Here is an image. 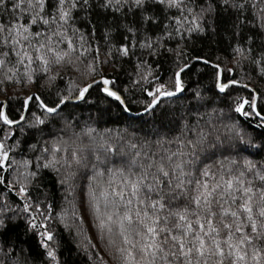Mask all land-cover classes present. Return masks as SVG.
I'll return each instance as SVG.
<instances>
[{"label": "snow or ice", "instance_id": "1", "mask_svg": "<svg viewBox=\"0 0 264 264\" xmlns=\"http://www.w3.org/2000/svg\"><path fill=\"white\" fill-rule=\"evenodd\" d=\"M58 227L88 264H264V0H0V264H66Z\"/></svg>", "mask_w": 264, "mask_h": 264}, {"label": "trees", "instance_id": "2", "mask_svg": "<svg viewBox=\"0 0 264 264\" xmlns=\"http://www.w3.org/2000/svg\"><path fill=\"white\" fill-rule=\"evenodd\" d=\"M92 19L94 21L99 20L98 23V33L102 34L103 32V18L99 17L98 14L94 13L92 16ZM229 24V21L227 17H223L220 21V29H219V36L217 37L219 43H209L208 41H204L202 47L206 50H210L214 55H223L225 52V49L228 48V45L230 43L229 40V34L225 30ZM163 63V61H162ZM51 188V185H49ZM55 204H56V210L59 211L60 209V196L57 194L55 197ZM24 224L21 223L19 228L16 230V233L13 236V239H15V236L18 235L20 240L26 241V243L23 245L25 248L32 247L37 255H39V252L41 251L37 245L29 239L27 236L24 235L23 232ZM57 231L59 233L58 238H62V246L60 248V254L61 259L66 262V264H88L87 258L85 256H82L80 253L76 250V243L73 240V237L69 235L67 232H64L62 228H57Z\"/></svg>", "mask_w": 264, "mask_h": 264}]
</instances>
